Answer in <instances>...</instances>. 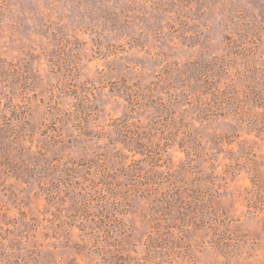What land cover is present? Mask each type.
<instances>
[{
	"label": "rangeland",
	"instance_id": "374dc122",
	"mask_svg": "<svg viewBox=\"0 0 264 264\" xmlns=\"http://www.w3.org/2000/svg\"><path fill=\"white\" fill-rule=\"evenodd\" d=\"M0 264H264V0H0Z\"/></svg>",
	"mask_w": 264,
	"mask_h": 264
}]
</instances>
